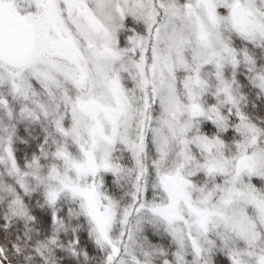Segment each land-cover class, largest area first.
<instances>
[{"label":"snow or ice","instance_id":"obj_1","mask_svg":"<svg viewBox=\"0 0 264 264\" xmlns=\"http://www.w3.org/2000/svg\"><path fill=\"white\" fill-rule=\"evenodd\" d=\"M0 264H264V0H0Z\"/></svg>","mask_w":264,"mask_h":264}]
</instances>
